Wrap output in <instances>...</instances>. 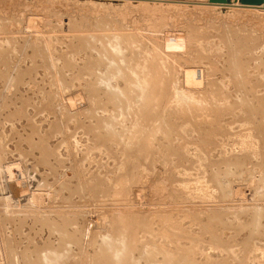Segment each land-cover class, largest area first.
<instances>
[{"label":"rangeland","instance_id":"obj_1","mask_svg":"<svg viewBox=\"0 0 264 264\" xmlns=\"http://www.w3.org/2000/svg\"><path fill=\"white\" fill-rule=\"evenodd\" d=\"M202 1L0 0V264H264V15Z\"/></svg>","mask_w":264,"mask_h":264},{"label":"bare ground","instance_id":"obj_2","mask_svg":"<svg viewBox=\"0 0 264 264\" xmlns=\"http://www.w3.org/2000/svg\"><path fill=\"white\" fill-rule=\"evenodd\" d=\"M202 5H204L205 7H209V8H211V7H218V8H223V7H225V8H227V9H232V10H240L242 13L243 12H248V11H253V12H255V15H256V13L257 14H262V15H264V4H261V5H244V4H241L240 2H239V0H226V3H210L209 1L208 2H203L202 1V3H201ZM201 4H199V5H201ZM186 5V4H185ZM249 13H251V12H249ZM246 14H248V13H246ZM251 14H253L254 15V13H251ZM29 21V20H28ZM29 24V26L31 25V23H30V21L28 22ZM27 25V26H28ZM29 26H28V28H29ZM31 27V26H30ZM239 35V34H238ZM13 40V39H12ZM9 42V41H8ZM161 43H162V41H161ZM10 45V44H9ZM81 46V45H80ZM113 49H117V48H113ZM118 50V49H117ZM119 51V50H118ZM171 51V50H170ZM150 55V54H149ZM8 56V55H7ZM2 78V77H1ZM4 80H5V78H4ZM19 82V81H18ZM6 83V82H5ZM4 85V84H3ZM23 86H24V84H23ZM13 87H14V84H13ZM17 87V86H16ZM6 88V87H5ZM4 88V89H5ZM9 90V89H8ZM30 90V89H29ZM1 92V91H0ZM31 93V92H30ZM1 94V93H0ZM32 95V94H31ZM5 97V96H4ZM20 97V96H19ZM8 100V99H7ZM29 103V102H28ZM4 105V104H3ZM8 106V105H7ZM21 106V105H20ZM19 106V107H20ZM24 106V105H23ZM13 107V106H12ZM15 107V106H14ZM27 107V106H26ZM20 109V108H19ZM5 110V109H4ZM17 112V111H16ZM9 137V136H8ZM258 140V139H257ZM241 142V141H240ZM240 144H242V142L240 143ZM244 144V143H243ZM258 144V143H257ZM242 146V145H241ZM3 153V152H2ZM4 163V162H3ZM15 165V164H14ZM11 166V165H10ZM240 166V165H239ZM11 169H13V166H12V168ZM9 170V169H8ZM14 170H15V168H14ZM13 170V171H14ZM225 172V171H224ZM219 174V173H218ZM226 174V173H225ZM212 178V177H211ZM213 179V178H212ZM215 181V180H214ZM216 182V181H215ZM162 184V183H161ZM219 184V183H218ZM162 187V186H161ZM34 202V201H33ZM176 208V207H175ZM170 209V208H169ZM170 212V211H169ZM254 215V214H253ZM171 224V223H170ZM258 224H259V222H258ZM263 227V226H262ZM173 228V227H172ZM161 231V230H160ZM166 232V231H165ZM264 232V231H263ZM174 233V232H173ZM164 234H166V233H164ZM172 234V233H171ZM263 235V234H262ZM168 237V236H167ZM173 239V238H172ZM171 239V240H172Z\"/></svg>","mask_w":264,"mask_h":264},{"label":"water","instance_id":"obj_3","mask_svg":"<svg viewBox=\"0 0 264 264\" xmlns=\"http://www.w3.org/2000/svg\"><path fill=\"white\" fill-rule=\"evenodd\" d=\"M210 3H226V0H208ZM244 5H261L264 4V0H239Z\"/></svg>","mask_w":264,"mask_h":264}]
</instances>
